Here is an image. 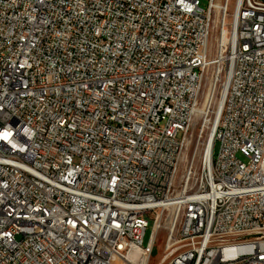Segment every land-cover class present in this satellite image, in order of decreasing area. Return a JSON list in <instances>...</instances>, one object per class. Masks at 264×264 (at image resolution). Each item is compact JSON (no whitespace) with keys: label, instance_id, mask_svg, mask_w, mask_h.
<instances>
[{"label":"built area","instance_id":"2783aa9c","mask_svg":"<svg viewBox=\"0 0 264 264\" xmlns=\"http://www.w3.org/2000/svg\"><path fill=\"white\" fill-rule=\"evenodd\" d=\"M230 1L211 55L218 0H0V264H151L161 232L156 264H264V13L224 33Z\"/></svg>","mask_w":264,"mask_h":264},{"label":"rangeland","instance_id":"374dc122","mask_svg":"<svg viewBox=\"0 0 264 264\" xmlns=\"http://www.w3.org/2000/svg\"><path fill=\"white\" fill-rule=\"evenodd\" d=\"M201 6L204 8H207L208 5V0H200ZM221 4H223L224 0H218ZM235 2L236 0H231L229 4V13L227 16V23L228 26L231 27L232 23V16H233V11L235 8ZM222 14L223 11L222 9H215L214 11V17H213V28H212V51L211 55L215 54L216 50V45L218 43L219 35H220V28H221V19H222ZM214 111L216 110L215 106H213ZM212 120H214L215 113H212ZM213 121L210 122V124L204 125L202 120L199 118L196 120L195 124L191 128L190 131V143L187 146L186 149V157L182 160V165L180 168V171L183 172L184 169L187 166L188 161H190L193 157L195 158V163L196 165H200L204 159L206 148H207V143L209 142V137L212 132L213 128ZM202 126H205L204 131L202 132ZM215 153L219 149V143L217 142L215 145ZM151 225L152 221L150 220L149 227L147 228L146 235H145V241L148 239L150 232H151ZM165 233L161 232L160 237L157 243V246L155 247L153 257H152V262L151 264H156L162 254H163V246L165 242Z\"/></svg>","mask_w":264,"mask_h":264},{"label":"bare ground","instance_id":"6f19581e","mask_svg":"<svg viewBox=\"0 0 264 264\" xmlns=\"http://www.w3.org/2000/svg\"><path fill=\"white\" fill-rule=\"evenodd\" d=\"M222 8H223V4L218 2L216 9L219 10ZM235 8H236V2H235ZM235 8H234V11H235ZM234 11H233V14H234ZM260 11L264 13V2L259 1V0L253 1V12H260ZM227 12L229 13V5L227 6ZM222 20L223 19H221V22H222ZM226 24H228L227 20H226ZM230 29L231 28L229 26H226L224 33L229 32ZM221 109H222V102H219L218 106H217L216 117L214 120V126L212 128V132H211V135L209 137V149H210V146L213 142L214 131H215V128H216L217 123H218V119H219ZM212 113H215L213 106H208V114H212ZM209 149L207 150V154H209ZM185 157H186V152L184 154V158ZM235 239H236V230H229V232H226V233H225V231H218V242H220V243H233V242H235Z\"/></svg>","mask_w":264,"mask_h":264},{"label":"water","instance_id":"95a60500","mask_svg":"<svg viewBox=\"0 0 264 264\" xmlns=\"http://www.w3.org/2000/svg\"><path fill=\"white\" fill-rule=\"evenodd\" d=\"M259 1H262V2H264V0H259Z\"/></svg>","mask_w":264,"mask_h":264}]
</instances>
